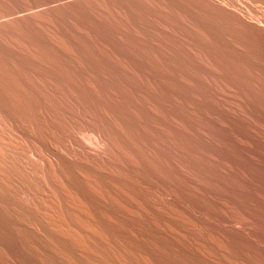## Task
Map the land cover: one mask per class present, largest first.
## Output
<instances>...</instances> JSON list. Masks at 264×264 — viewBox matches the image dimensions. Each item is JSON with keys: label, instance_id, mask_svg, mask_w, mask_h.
I'll return each mask as SVG.
<instances>
[{"label": "rangeland", "instance_id": "rangeland-1", "mask_svg": "<svg viewBox=\"0 0 264 264\" xmlns=\"http://www.w3.org/2000/svg\"><path fill=\"white\" fill-rule=\"evenodd\" d=\"M234 1L0 0V109L48 141L62 137L33 117L25 88H162V118L177 128L179 183L264 184V5ZM76 101L84 115L62 131L91 145L94 124L117 113L107 100ZM41 104L35 100L34 111ZM119 215L106 231L108 243L127 247L128 233L139 228L148 250L144 222Z\"/></svg>", "mask_w": 264, "mask_h": 264}, {"label": "bare ground", "instance_id": "bare-ground-1", "mask_svg": "<svg viewBox=\"0 0 264 264\" xmlns=\"http://www.w3.org/2000/svg\"><path fill=\"white\" fill-rule=\"evenodd\" d=\"M127 89L25 88L33 117L62 137L48 141L0 109V264H264V184L179 183L177 128L162 118V88ZM78 95L110 101L117 113L94 124L91 145L62 131L84 115ZM124 99L135 101L132 110ZM117 215L144 222L148 250L139 228L127 247L108 243Z\"/></svg>", "mask_w": 264, "mask_h": 264}]
</instances>
